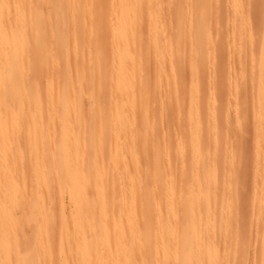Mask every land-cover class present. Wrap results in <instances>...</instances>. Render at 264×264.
<instances>
[{"label": "bare ground", "instance_id": "bare-ground-1", "mask_svg": "<svg viewBox=\"0 0 264 264\" xmlns=\"http://www.w3.org/2000/svg\"><path fill=\"white\" fill-rule=\"evenodd\" d=\"M186 1L167 2L173 21L166 0H0V216L34 221L26 252L1 228L0 264H264V30L229 0L238 18L218 25L234 22L229 52L246 65L231 82L212 44L221 12ZM228 113L239 130L254 120L244 207L245 136Z\"/></svg>", "mask_w": 264, "mask_h": 264}, {"label": "rangeland", "instance_id": "rangeland-1", "mask_svg": "<svg viewBox=\"0 0 264 264\" xmlns=\"http://www.w3.org/2000/svg\"><path fill=\"white\" fill-rule=\"evenodd\" d=\"M163 1L165 2V0H163ZM189 1H191V0H189ZM192 1H193V0H192ZM209 1H210V3H209ZM209 1H208L207 5L210 4V6H211V9H210V15L213 14L212 16H210V18H213V17L215 16L214 12H218V11L221 12V20H219V19H220V18H219L220 15H217V16H218V20H217V22H215V21H216V18H217V16H215V17L213 18L215 23H214V24H213V22L210 23V27H211V29H212V27H216V28H213V29H214V33L211 34V32L213 31V30H211L210 34H211V36H213V35H215V33H216V36H215L216 38L213 36V37H214L213 40H216V41H212V38H211V41H212V44L215 43V45L217 44L216 46H218V47H215L216 49L218 48V53H219V55H218V53H217L218 58L220 57V53H221V61H220V59H219L218 62H217V65H219L221 62L223 63L222 65H223V67H225L226 69H223V67L219 65V66L221 67V69H223V70H221L220 67L218 66L219 69L222 71V74H221V75H222V77H223V76H228V73H230L229 75H230V76L232 75V76H231V82H232L233 80L235 81V79H237V78L240 77V69H239V68L242 67V66H240V65H243L242 63H240V61L238 60V58H236L237 56H236L235 54L233 55V54H230V52H229V48H230L231 50H232V48H234V43H233V42H230V40H231L232 38H235L234 34L237 33V32H235V30L233 29V25H232V24H234V22L231 24L232 21H235L233 18L236 17L235 14H234L235 17H233L234 15H232V13L235 11L236 14L238 15V13H237V11H236V8H235V6L238 7V5L235 3L236 0H235V1L232 0V3L235 4V6L233 5L234 9L231 8V6H230L231 4L229 3V2H231V1H229V0H209ZM212 1H213V2H212ZM214 1H215V2H214ZM227 1H228V2H227ZM233 1H234V2H233ZM240 1H241V0H240ZM167 2L170 4L169 0H166V3L163 4V7H162V15L164 14V12H165V15H163V17H162V15H161L162 18H164V17L166 16V12H167V15L170 14L171 16H173V15L169 12V11H170V10H169L170 8H168V7H170V6H168L169 4H168ZM185 3H186V4H185ZM213 3H214V4H213ZM187 4H188V1L184 0V5H187ZM212 4H213V6H212ZM223 4H224V6H223ZM229 4H230V5H229ZM243 4H244V5H243ZM166 5H167L168 7H167ZM218 5H219V7H218ZM226 5H227V6L229 5L230 7H227ZM263 5H264V0H242V3H241V6L244 7V8L246 9V10L243 9V12H244L243 15H247V16H246V20L248 21V22H247V21L245 20V21H244V23H245L244 25H245V26H246V25H249L248 27H253V26H254L252 29H253V31L256 32L257 35L255 34V38H256V36H257V37H258V40H259V38H261V36H262V34H263V30H264V29H263V28H264V24H263V23H264V15H263V14H264V11H262V10H264V6H263ZM210 6H207V7H210ZM221 6H222V7H221ZM246 6H247V7H246ZM164 7H167L168 9L166 8V10H165ZM184 7H185V6H184ZM214 7H215L216 9H215ZM45 8H47L46 10L49 9V7H45ZM212 8H213V9H212ZM217 8H218V9H217ZM228 8H231V9H229V10H231V11H230L231 13H229ZM164 10H165V11H164ZM212 10H213V12H212ZM214 10H215V11H214ZM226 10H227V11H226ZM247 10H248V11H247ZM44 11H45V9H44ZM225 11H226V13H229V14H228L229 17H228V15H227V18H226V13H225ZM232 11H233V12H232ZM45 12H46V11H45ZM168 12H169V13H168ZM211 12H212V13H211ZM235 12H234V13H235ZM245 13H246V14H245ZM217 14H219V13H217ZM222 14H223V15H222ZM230 14H231V16H232V20H231V22H229V23L227 24V28L230 29V27H228V25L230 26V24H231L232 26H231V29H230L229 31H226L227 28H225L226 25H224V24H226V23L222 22V19H225V20L228 19V20H230V17H231ZM162 18H161V19H162ZM166 18H170V16L168 15V17L166 16ZM166 18L164 19V20H165V23H166ZM237 18H238V16L236 17V19H237ZM170 19H172V18H170ZM170 19H169V20H170ZM213 19H210V20L212 21ZM162 20H163V19H162ZM172 20H173V19H172ZM172 20H170V21H172ZM225 20H224V21H225ZM228 20H227V22H228ZM173 21H174V20H173ZM173 21L170 22V23L168 24L167 27L165 26V28H166V29H167V28H170L171 24L173 25V23H174ZM211 21H210V22H211ZM262 21H263V22H262ZM167 22H169V21L167 20ZM219 22L224 23V24H222L223 26L218 25ZM225 22H226V21H225ZM161 23H164V22L162 21ZM249 23H250V24H249ZM166 24H167V23H166ZM166 24H164V25H166ZM212 24H213L214 26H213ZM161 25L163 26V24H161ZM174 25H175V24H174ZM174 25H173L172 27H174ZM215 25H216V26H215ZM250 25H251V26H250ZM262 25H263V28H262ZM217 26H219V27L217 28ZM172 27H171V28H172ZM221 27H222V29H221V31H220L219 28H221ZM146 28H148V25H145V30H146ZM171 28H170V31L173 30V29H171ZM255 28H256V29H255ZM257 28H258V29H257ZM223 29H224V30H223ZM174 30H175V28H174ZM174 30H173V31H174ZM216 30H218V31L216 32ZM168 31H169V30H168ZM170 31H169V32H170ZM171 32H172V31H171ZM171 32H170V33H171ZM220 32H223V34L220 33ZM230 32L233 33V34H232V37H231V35H230ZM255 32H254V33H255ZM172 33H173V32H172ZM219 34H221V37H223V40L225 39V40L223 41V43L220 42V35H219ZM226 34H227V35H226ZM235 35H236V34H235ZM211 36H210V37H211ZM224 36H226V37H224ZM227 36H228V37H227ZM233 36H234V37H233ZM218 37H219V38H218ZM229 37H230V39H229ZM217 38H218V39H217ZM227 38H228V39H227ZM233 40H234V39H233ZM233 40H231V41H233ZM228 41H229V43H232V45H231L232 47L230 46V44L228 43ZM219 43H221L222 45L220 46ZM225 43H226V44H225ZM227 43L229 44V47H228V44H227ZM212 44H211V46H212ZM215 45H214V46H215ZM219 46H220V47H219ZM222 47H223V49H222ZM211 48H213V51H214V47L212 46ZM249 48H250L249 45H246L245 47H243V49H241V50H243V55L245 54V56H243V59H244V60L247 59L246 55H247V53H248V51H249ZM256 48H257V47H256ZM231 50H230V51H231ZM214 52H215V51H214ZM222 52H223V53H222ZM232 52H233V50L231 51V53H232ZM233 53H234V52H233ZM235 53H236V52H235ZM248 54H249V53H248ZM231 55L236 56L235 58L238 60V61H235V60H234V62H235V66H236V67L234 66V63L232 64V61H233V59H235V58H232L233 56H231ZM229 56H230L232 59H231ZM219 62H220V63H219ZM226 62H227V63H226ZM236 63H237V65H236ZM185 65H186V63H185ZM232 65H233V66H232ZM243 66H246V65L244 64ZM218 67H217V68H218ZM231 67H232V68H231ZM233 67H234L235 69H233ZM186 69H187V68H186ZM230 69H231V70H230ZM236 69H238V70H236ZM225 70H226V71H229V70H230V72H227V74L224 75L223 71H225ZM233 70H234L235 73H236V71H237V73L234 74V73L232 72L233 74H231V71H233ZM235 70H236V71H235ZM216 71H217V69H216ZM218 71H219V70H218ZM218 71H217V74H218L219 78H216V77H217V74H215V73H216L215 71H214L215 73H214L213 71H210V73H207V75H208V74L210 75V79L212 78V82L209 80V81H205L204 84H205V85L208 84V86H210V87H211V85H212V87H217L218 85H216V83H217V82L220 83V81H221V75H220L221 72L218 73ZM226 71H225V73H226ZM207 72H209V70H207ZM213 73L215 74V76H214ZM204 74H206V71H204ZM212 74H213V77H214V78L211 77ZM209 75H208V76H209ZM249 76H250V75H249ZM188 78H189L188 76L185 77V81H186V83L189 82V79H188ZM240 78H241V77H240ZM240 78H239V79H240ZM239 79H238V81H239ZM248 79H249V77L247 78L248 83H247V81L245 82L246 86H245V84H243L242 87H241V90L245 89V91H244L245 94H246V92L248 91L247 89H249V91H250V89L252 88L251 86L253 85L251 82H249V81H251V80H248ZM207 82H208V83H207ZM214 82H215V83H214ZM240 82H241V80H240L239 82L236 81V83L234 82L233 84H239ZM252 82H253V81H252ZM233 84H232L231 87H234ZM247 84H250V86H247ZM244 87H245V88H244ZM248 87H249V88H248ZM217 88H218V87H217ZM219 88H220V87H219ZM246 88H247V89H246ZM218 90H219V91H218ZM218 90L216 91V92L218 93V94H217V95H218L217 98H219V100H217V101H219V102H220L221 100L223 101L224 98H222V97L224 96V97H225V101H226L227 99H230V100L232 101V104L235 102L234 99L237 97V95H234L233 93H231V95H229V94H228V90L225 91V92H223V90H222V91L220 92L221 88L218 89ZM225 90H226V89H225ZM252 90H253V89H251V91H252ZM251 91H250V92H251ZM241 92H242V91H241ZM252 92H253V91H252ZM252 92H251V93H248V94H249V95H250V94L252 95ZM224 93H226V94H225L226 96L224 95ZM244 93H242V94L245 96ZM227 94H228V95H227ZM222 95H223V96H222ZM246 95H247V94H246ZM230 96H231V97H230ZM232 96L234 97V99H232ZM244 96H243V98H244ZM248 97H249V96H248ZM248 97L246 96L245 98L247 99ZM237 98H238V97H237ZM237 98H236V99H237ZM241 98H242V97H241ZM245 98H244V99H245ZM236 99H235V100H236ZM238 99H239V98H238ZM238 99H237V100H238ZM246 99H245V100H246ZM250 100H251V96H250ZM233 101H234V102H233ZM219 102H218V103H219ZM223 102H224V101H223ZM223 102H222V103H223ZM246 102L248 103V105L251 104L250 101H247V100H246ZM222 103H221V104H222ZM236 103H237V102H236ZM236 103H235V105L233 104V109H235V110H236ZM247 103H246V104H247ZM244 104H245V103H244ZM244 104H243V108H244V110H245V109H246L245 107H247L248 105H246V104L244 105ZM234 106H235V108H234ZM230 107H231V106H230ZM248 107H249V106H248ZM248 107H247V108H248ZM250 107H251V108H250ZM250 107H249L250 110H252V112H253L254 109H253V107H252V104L250 105ZM249 108H248V110L246 109L247 111L245 110L246 112L244 111V114H246V115H247L248 113H251V114H252V112H250ZM233 109H232V110H233ZM230 111H231V108L229 109V113L231 114L232 111H231V112H230ZM229 113H228L227 116H228V118L230 117L228 120L231 121V122H229V123L227 124V130H228V131L230 130V132L233 131L232 133H234L235 131H234V130H231V128L233 129L234 126H231L230 124H231L232 121H233L232 118H233V117H234V118L237 117V112H236V111H235V112H232V113H235V116H232V118H231V115H232V114L230 115ZM252 115H253V114H252ZM252 115H251V116L248 115V117H249V116H250V117H249L247 120H246V119H243V120H245V121H244L245 125L248 126V127H244V129L246 128L245 130H247V131H246V134H245V132H244V131H245L244 129H243V130H242V129L239 130L238 128H234V129L239 130V131L242 130V133H243V134H240L241 132L236 131L237 133L239 132L238 135L235 133L237 136H239V134L245 136L244 139H242V140H244L245 142H244V141H242V142L240 141V143H242V144L244 143V144H243V145H244V146H243V150H242V153L244 152V153H243V158H242V156H241V157L239 156L240 158H242V159L244 160V162H243L242 159H240V160H241V161H240L239 158H238L237 160L240 161V162H242L243 165H242V167L239 169L240 171L235 169V173H236L235 177L238 178L239 176H241V177L243 176V177H242V181H243V182H244V180H243L244 177H245V176L247 177V183H248V184H246V183H245L246 181H245L244 184H246V185L243 184L244 187H242V189H243V190L245 189V190H244L243 192L240 191L241 194H242V195H241L242 197L239 198V199L243 200V206L241 205L242 207L245 206L244 204L247 203V200H248L249 198H250V199L252 198V192H253L252 188H253V187L250 186V185H254V183H253V182H254V180H253L254 177L252 176V174H253V173H252V170H253V167H254L253 165L256 164L255 161H257V160H255V158H256V148H254V145H255V144H254V143H255V142H254V140H255V139H254V128H253L252 125H251V124H253V121H254V120L252 119L254 115H253V116H252ZM245 118H247V116H245ZM222 119H223V117H222ZM235 120H236V119H235ZM233 122H234V121H233ZM246 122H247V124H246ZM235 123H236V122H235ZM235 123H234V124H235ZM248 123H249V124H248ZM235 125H236V124H235ZM245 125H244V126H245ZM237 126H238V124H237ZM229 127H231V128L229 129ZM238 127H239V126H238ZM251 127L253 128V130H252ZM250 128H251V129H250ZM252 132H253V133H252ZM228 134H229V133H228ZM233 135H234V134H233ZM236 135H235V136H236ZM251 135H252V136H251ZM227 137H228V139H227V144H229V140H230V139H232V140H230V141H235V142L238 140V137H236L237 139L234 140V139H233L234 136L232 137V134L229 135V136H227ZM229 137H230V139H229ZM231 137H232V138H231ZM241 138H242V136L240 137V140H241ZM237 142L239 143V140H238ZM238 143H236L237 146L240 145V144L238 145ZM229 145H230V144H229ZM229 145H227L228 148H229V147L233 148V146H232L233 143H231V146H229ZM234 145H235V143H234ZM262 145H264V144H262ZM241 146H242V145H241ZM250 146H251V147H250ZM235 147H236V146H235ZM263 147H264V146H263ZM239 148L241 149L240 146H239ZM248 148H251V149L248 150ZM233 149L237 150L238 147H237V148H233ZM246 149H247L248 151H247ZM253 149H254V150H253ZM239 151L241 152V150H239ZM245 151H246V152H245ZM251 151H252V153H251ZM238 153H239V152H238ZM240 154H241V153H240ZM240 154H239V155H240ZM244 155H245V156H244ZM253 156H254V157H253ZM238 161H237V162H238ZM262 163H263V161H262ZM237 164H238V163H237ZM240 166H241V164H240ZM240 166H239V164H238V165H236V168L238 169ZM252 166H253V167H252ZM26 167H27V169H26L25 172L28 173V172H29L28 166H26ZM243 170H244V171H243ZM236 171H238V172H236ZM253 171H254V170H253ZM243 174H244V175H243ZM249 175H250V176H249ZM241 177H240V178H241ZM239 180H241V179H239ZM245 180H246V178H245ZM252 181H253V182H252ZM248 185H249L250 187H249ZM245 187H246V188H245ZM247 187H249V188H248L249 190L247 189ZM238 195H239V194H238ZM238 197H240V196H238ZM247 197H249V198H247ZM11 200H12V199L9 200L8 205L11 203ZM244 201H246V202L244 203ZM239 203H241V202L239 201ZM66 204H68L67 201H66ZM10 212L13 213V214L15 213V214H14V215H15V219H14V220H15V221H14L15 223L7 224V223H5V222H7L6 219H5L6 216H5V215L0 216V220H2L1 223H0V232H1V228H5L6 231L9 230V229L11 228L9 231H7V234H8L7 237L9 236L8 239L11 240V241H13V242H15L16 240H18V245H19L20 250H21L22 252H26V251H27V248L30 249V248H29V242H26V241L23 239V237H22V233H23V232H29V231L31 230V227H32L33 224H34V221H32V220L30 219L31 217L29 216V213L25 214V217H23L24 214L21 215V208H19V207H17V208L13 207L12 210H10ZM27 215H28V216H27ZM4 221H5V222H4ZM17 222H18V223H17ZM19 223H20V224H19ZM18 224H19V225H18ZM7 226H8V227H7ZM252 226H254V227H252ZM252 226H251V228H252V230L254 231V228H255L256 226L254 225V223L252 224ZM16 227H17V228H16ZM18 229H19V230H18ZM16 230H17V231H16ZM14 232H15V233H14ZM16 232H17L18 234H17ZM12 234H13V235H12ZM19 235H20V236H19ZM253 235H255V234L252 233L251 236H253ZM17 237H18V238H17ZM255 237H256V236H255ZM15 238H16V239H15ZM29 239H30V238H29ZM252 239H254V241H255L256 238H252V237H251V244L254 246V241H253ZM19 241H20V243H19ZM21 241H22V242H21ZM252 241H253V243H252ZM22 243H23V244H22ZM252 245L250 246L251 249L253 248ZM255 248H256V246H255ZM252 251H253V250H252ZM252 251H251V253H252ZM254 252H256V251H254ZM255 254H256V256H257V253L251 254V255H253V256L249 255V256H250V259H251V257H254ZM256 256H255V257H256ZM257 257H258V256H257ZM257 257H256V258H257ZM251 262H254V261H253V258L251 259L250 263H251ZM13 263H14V262H13ZM251 264H252V263H251Z\"/></svg>", "mask_w": 264, "mask_h": 264}, {"label": "snow or ice", "instance_id": "snow-or-ice-1", "mask_svg": "<svg viewBox=\"0 0 264 264\" xmlns=\"http://www.w3.org/2000/svg\"><path fill=\"white\" fill-rule=\"evenodd\" d=\"M261 128L264 129V110L261 112Z\"/></svg>", "mask_w": 264, "mask_h": 264}]
</instances>
